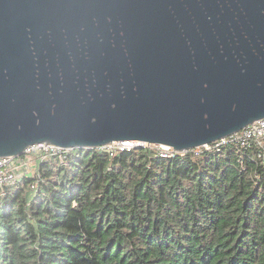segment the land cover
I'll return each mask as SVG.
<instances>
[{
    "label": "water",
    "instance_id": "water-1",
    "mask_svg": "<svg viewBox=\"0 0 264 264\" xmlns=\"http://www.w3.org/2000/svg\"><path fill=\"white\" fill-rule=\"evenodd\" d=\"M264 118V0H0V157L201 148Z\"/></svg>",
    "mask_w": 264,
    "mask_h": 264
},
{
    "label": "trees",
    "instance_id": "trees-1",
    "mask_svg": "<svg viewBox=\"0 0 264 264\" xmlns=\"http://www.w3.org/2000/svg\"><path fill=\"white\" fill-rule=\"evenodd\" d=\"M0 264H264V165L231 144L49 155L0 189Z\"/></svg>",
    "mask_w": 264,
    "mask_h": 264
},
{
    "label": "built area",
    "instance_id": "built-area-1",
    "mask_svg": "<svg viewBox=\"0 0 264 264\" xmlns=\"http://www.w3.org/2000/svg\"><path fill=\"white\" fill-rule=\"evenodd\" d=\"M234 145L235 147L241 149L252 148L256 152V156L260 159L261 163L264 165V118L255 120L241 130L234 132L226 137H223L219 140H216L210 144L204 145L201 148L205 149H217L225 145ZM153 144H146L141 142H113L102 146L100 149L112 155L117 151L129 150L131 148H138L143 146H151ZM158 146L156 149L159 152L160 156L169 157L174 153H178L171 149L170 147L164 145H155ZM192 149L194 150H200ZM68 149H63L61 147L55 146L50 143H36L27 146L23 153L17 157H0V189L4 185H13L22 180L23 177L32 175L35 169L33 160H31L28 155L34 154L38 157L37 160H44L49 155L57 156L61 161L64 159V153ZM184 152V151H182ZM36 160V161H37ZM33 164V165H32ZM33 166V167H32ZM32 169V172H31ZM33 188V186H31Z\"/></svg>",
    "mask_w": 264,
    "mask_h": 264
},
{
    "label": "rangeland",
    "instance_id": "rangeland-1",
    "mask_svg": "<svg viewBox=\"0 0 264 264\" xmlns=\"http://www.w3.org/2000/svg\"><path fill=\"white\" fill-rule=\"evenodd\" d=\"M150 147H153V148H158V146H155V145H151ZM28 157L31 159V160H33V164L35 165V162H36V160L38 159V157L36 156V155H34V154H30V155H28ZM32 164V165H33ZM33 167V166H32ZM31 172H32V169H31Z\"/></svg>",
    "mask_w": 264,
    "mask_h": 264
}]
</instances>
